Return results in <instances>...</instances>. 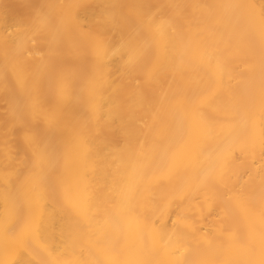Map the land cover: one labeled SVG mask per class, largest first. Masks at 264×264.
Instances as JSON below:
<instances>
[{
    "label": "bare ground",
    "instance_id": "6f19581e",
    "mask_svg": "<svg viewBox=\"0 0 264 264\" xmlns=\"http://www.w3.org/2000/svg\"><path fill=\"white\" fill-rule=\"evenodd\" d=\"M0 264H264V0H0Z\"/></svg>",
    "mask_w": 264,
    "mask_h": 264
}]
</instances>
